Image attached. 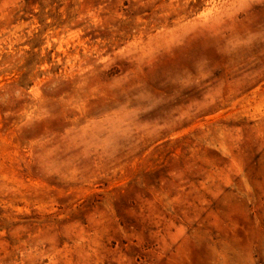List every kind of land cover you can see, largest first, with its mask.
Segmentation results:
<instances>
[{
    "label": "rangeland",
    "instance_id": "rangeland-1",
    "mask_svg": "<svg viewBox=\"0 0 264 264\" xmlns=\"http://www.w3.org/2000/svg\"><path fill=\"white\" fill-rule=\"evenodd\" d=\"M0 264H264V0H0Z\"/></svg>",
    "mask_w": 264,
    "mask_h": 264
}]
</instances>
